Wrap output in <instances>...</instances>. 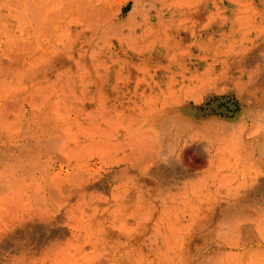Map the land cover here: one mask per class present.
<instances>
[{
  "label": "bare ground",
  "instance_id": "obj_1",
  "mask_svg": "<svg viewBox=\"0 0 264 264\" xmlns=\"http://www.w3.org/2000/svg\"><path fill=\"white\" fill-rule=\"evenodd\" d=\"M0 264H264V0H0Z\"/></svg>",
  "mask_w": 264,
  "mask_h": 264
}]
</instances>
